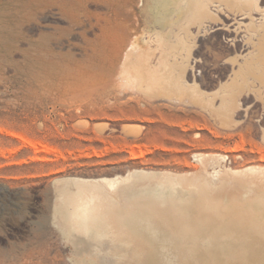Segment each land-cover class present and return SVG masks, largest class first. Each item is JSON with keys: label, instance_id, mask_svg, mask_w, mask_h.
I'll return each mask as SVG.
<instances>
[{"label": "rangeland", "instance_id": "rangeland-1", "mask_svg": "<svg viewBox=\"0 0 264 264\" xmlns=\"http://www.w3.org/2000/svg\"><path fill=\"white\" fill-rule=\"evenodd\" d=\"M98 1L0 0V264H174L153 259L152 246L130 237L123 223L127 216L132 224H140L137 213L146 211L142 219L159 221L162 233L171 234L169 249L180 250L176 238L181 237L187 216L178 205L191 197L197 213L203 207L229 205L230 209L216 211L222 219L236 217L232 232L220 236L219 243L211 233L194 243L184 240L195 251L219 254L201 264H261L249 253L259 245L264 248V87L256 80L248 92L243 86L231 125L222 126L202 105L211 97L217 105L229 90L220 87L227 81L222 74L228 71L222 62L235 55L223 47L218 32L198 37L194 25L185 21L189 32L185 37L186 32L174 26L177 39L183 41L175 44L181 45L175 47L180 51L176 74L179 81L196 88V96L150 89L139 77L136 60L141 46L135 40L159 32L163 24L147 0L130 4L105 0L112 2L106 8ZM259 1L257 14L264 19V0ZM113 8L114 17L109 12ZM100 12H107L104 19H115H107V31L125 40L121 57L129 60L120 59L126 64L119 62L115 70L119 74L113 75L116 82L111 79L103 92L94 68ZM175 20L165 19L163 35ZM130 25L137 28L135 33ZM188 64L195 67L186 75ZM118 66L129 67L121 73ZM78 70L83 71L75 86V94L81 93L80 109L70 103L75 97L69 104H59L74 88ZM64 71L69 74L62 75ZM22 137L46 150L40 145L35 150ZM190 183L205 191H188L193 188ZM235 205L237 209H232ZM251 207L262 214L250 212ZM247 209L251 216L244 212Z\"/></svg>", "mask_w": 264, "mask_h": 264}, {"label": "bare ground", "instance_id": "bare-ground-1", "mask_svg": "<svg viewBox=\"0 0 264 264\" xmlns=\"http://www.w3.org/2000/svg\"><path fill=\"white\" fill-rule=\"evenodd\" d=\"M111 1H109L110 3L109 2L108 3L112 4L113 1L112 2ZM123 1H129V4H130V2H132V0H123ZM123 1H122V3H123ZM257 1H259V0H147L146 2H148L147 5L149 7V10L151 12H154L155 19H159L158 22H160L163 25H161L159 32L151 33V34H148V36H145V38H140V39H136L135 40V44L136 45L138 44L139 46H141V51H140L141 54H138L139 56L137 57V60H136V61H138V64H139V72H140V75H141V76L139 75L140 79L142 77L141 80H143L147 84L146 86L149 87L151 85V87H149V88L150 89L152 88L153 90H154L155 87H157L158 89L159 88L160 89L163 88L162 90H164V91L165 90L173 91V93L176 92V93L183 94V95L190 94V97H193L194 95L196 96V93H197V91H195L196 88H194L195 89L194 90L193 87L192 88L189 87L190 85L187 86L188 84L185 85L184 82L182 83L181 81H179L178 80L179 77L177 76L178 74H176V71L178 70L177 66H178L179 60H180L179 59L180 57H178L177 54H180V53H178L180 51L177 52L175 50V47L178 48V46L183 45L182 44L183 41H181L182 40L181 38L177 39L178 30L175 29L174 26L175 27L178 26V29L180 31L184 30L186 32L184 35H182L184 37H185V35H187V33H189L188 30H187V26H185V24H184L185 21H187L188 23L190 22L192 25H194V27H195V29H194L195 33L194 34L196 36H198V37H202L203 33H206V34L209 33L208 31H210V33L218 32L219 35H222L221 36V39H222L221 41H223V45H224L223 47H225L226 49H228V51H231L233 53V55H235L233 58L232 57L231 58H225V59H223V62L221 61L222 64L226 65V68H227L228 71L226 70L227 72L225 71L226 73L222 74L226 78L227 81L224 84L221 83L220 87H222V86L224 88L228 87L229 90L227 91V93H224V94H222L219 97V101H218L217 105L213 104V102H212L213 101V97H211L212 101L210 103H206L205 105H202V107L205 108V110L208 112L209 115L214 116L221 123L222 126L227 127L228 125H231V123H232L231 122V116L233 114V109H235V107L237 105V101H238L237 98L241 94L240 93L241 92L240 89L243 88V86H244L245 90H247L245 92H248V90H251L252 84H255V80H256V82H258L257 84L261 85V86L259 85L260 88L264 87V19H260L262 17H259V16H262V14L259 15L260 13L258 11H259V8L261 6L258 7L259 4L257 5ZM98 2H100L99 5H101V7H102V6H104L106 4L107 1L105 2V0H99ZM109 4H108V6H109ZM106 5L104 6V8H106ZM119 5H121V4H119ZM127 6H129V5H127ZM116 7H118V6L116 5ZM130 7H131V5H130ZM104 8H102V9L104 10ZM127 8H129V7H127ZM118 9H119V7L117 8V11H118ZM109 12H110V15H112V17H114L115 14H116L114 8L110 9ZM118 12H120V11H118ZM126 12H125V14H126ZM257 12L259 14H257ZM106 13L107 12H105V13H101L100 12V16L98 15V17H100L99 22H98V24H100V26H99V32H97L98 34H96L97 35L96 36V40H94V42L96 43V44H94L95 45V51L93 50L96 53L95 55H96V61H97L96 62L97 64L95 63L96 66H94V68L97 69V71L94 70L95 72H97V87L102 92L105 91L106 87H108V84L110 83L111 79H112L113 82H114V80L116 82L117 79H115L116 77L114 78L113 75H114V73L118 72V70H117V72H115V70L117 69V65L119 64V62H120V65H121L123 63V60H125V58L121 57V56H124L123 52L126 51L125 50L126 48L124 49L125 51H122L123 48L127 47V45L126 46L124 45V47H123V44H124L123 42L125 40L123 41L119 37L115 36L113 33H110V32L107 31V25H106L107 23L106 22H107V19L110 20L111 17H109L107 19H104V14H106ZM129 13H130V11H129ZM156 14H159V15L157 16ZM256 16H258V17H256ZM98 17H97V19H98ZM263 18H264V13H263ZM165 19H166V21H167V19H170V20L171 19H177V20L172 22V24L167 22V23H169L168 27L166 26V30L168 29L166 31L167 34L165 33V35H163L164 29H165V24H164ZM114 20H115L114 18L111 19V22H113ZM73 21H74V19H73ZM245 21L247 22V24H246ZM136 22H137V20H136ZM113 25H111V26H113ZM120 25H122V22L120 23ZM119 27H121V26H119ZM126 28H125V30H126ZM129 28H130V30L132 29L134 31V33H135V31H137V28L134 25H130ZM110 30H112V29H110ZM120 30L117 29V31H120ZM127 30H129V29H127ZM130 30H129V33H130ZM184 31H181V32L184 33ZM127 33H128V31H127ZM126 36H127V34H126ZM133 36L134 35H132V37ZM129 37L127 39H130ZM171 37L176 38V39H174V41H173L171 39ZM133 40H132V42H133ZM185 41H187V40H185ZM177 42L178 43L180 42L181 45L178 44V46L177 45L175 46V44ZM178 50H181V49H178ZM93 51H92V53H93ZM156 51H158V54L154 56V54H155L154 52H156ZM135 55L137 56V54H135ZM227 57H229V56H227ZM238 57H240V59H241L240 61L241 62L239 61ZM93 58L94 57H92V60H93ZM121 58H124V59L120 60ZM126 60H128V59H126ZM121 61H122V63H121ZM131 61H134V60L130 59V62ZM136 61H134V62H136ZM126 63H128V62L126 61ZM126 63L124 62L123 64H126ZM92 65H93V63H92ZM192 65L193 64H188L187 70H186L187 73L184 70V74L186 73V75H188L189 71H192L191 70L192 69ZM193 66L195 67V65H193ZM83 67H85V66H83ZM128 67L129 66H127V70H128ZM120 68L121 67H119V69ZM123 70H126V68L122 69L120 72L122 73V72H126L127 71V70L126 71H123ZM135 71L138 72L137 69ZM78 72L79 73L77 75L75 74L76 82L74 83V86H73L74 88H75V86H78L77 83L79 81H82L80 78L83 77L82 76L83 75V71L82 70H78ZM137 72H135V73H137ZM65 73L69 74L68 71H64L62 73V75L65 74ZM178 73H180V72H178ZM117 74H119V73H117ZM117 74H115V76ZM92 75H94V73H92ZM124 76L126 78L127 75H124ZM131 76L132 75L130 74V77ZM180 76H181V74H180ZM90 77L94 78L95 76L94 77L90 76ZM122 77H123V74L121 75L120 78L122 79ZM130 77H129V79H131ZM135 77L136 76H134L133 78H135ZM137 78H135V79H137ZM121 79H119V80H121ZM84 80H85V78H84ZM122 80H125L124 77H123ZM121 81L118 82L117 84L123 82V81L122 82ZM131 81H133V79ZM84 82H82V83L84 84ZM152 86H155V87H152ZM142 88H141V90H142ZM260 88H259V90H260ZM73 89L70 92H66L65 93V95H64L65 97L61 101H59V104L63 103V102H64L63 104H69V102L71 101L70 99H72V98L74 99V97L76 99H74V101L70 102V103L72 105L77 103V100H78L77 98L81 95V93H80V95L78 94L79 95L78 96V95L75 94V91H77L76 88H75L74 91H73ZM77 89H78V87H77ZM81 89H82V87H81ZM81 89H79V90H81ZM153 90H151V91H153ZM82 91H83V89H82ZM73 92H74V94H73ZM79 92H81V91H78V93ZM116 92H117V89H116ZM253 92L256 94L255 91H253ZM258 94H257V96H260ZM146 97H148V96H146ZM193 98H192V100H193ZM149 99H151V98H149ZM205 99H207V98H205ZM130 101L134 102L135 104H139L140 103V101L136 100V99H134V100L132 99ZM144 104H146V103H144ZM75 106H77V108H79L80 102L77 103ZM127 128H130V127H127ZM137 135H138V133H137ZM23 139H25V138H23ZM25 140H27V139H25ZM25 140H23V141H25ZM27 141H29V142H27ZM27 141H26V143H28V145H31V147L32 146L34 148L37 147V149L35 148V150L39 149L38 148V146L40 145L39 143L33 142V141L30 142L29 139ZM40 149H42V146L40 147ZM42 150L45 151L46 148H43ZM168 182H169V180H168ZM170 183H171V180H170ZM173 184L175 185V183H173ZM190 187H193V188L191 189ZM190 187H189L190 189L188 191L193 190L192 192H195L196 194L197 193H201L202 194L203 193L202 191H205L204 189L195 188L193 185H191V183H190ZM174 188H176V187L174 186ZM183 192L184 191L182 190V192H178V194H180V193L183 194ZM192 192H190V195H192L191 194ZM151 195H153V194H151ZM157 195H158V193H157ZM191 199H192V197H191ZM191 199H189V201L187 200V203L181 201L179 203V205H178L179 206L178 209H181L180 211H182L187 216V220H186L187 224L183 227V233H182L181 237L180 238H176L177 240L178 239L180 240V242H178L179 245H180V250H178V249H177L178 251L174 250L176 252H174V251L169 249V244L168 243H170L169 241L171 239L169 237L171 236V234H170V236H168V235H165V234L162 233L159 221H145L144 219H142V215H144L145 214L144 212H146V211H142V212L140 211V213L138 211V213H137L138 217H140V220L138 218L140 224H132L131 223L132 217H127V216L125 218V223H123L124 220H123L122 223L125 224L126 227L125 226L124 227L127 228L130 237L135 238V240H136V238H138L140 240L141 239L145 240L146 242H148L152 246V253H151L152 254V258L155 257L157 260L158 259H162V260H165L166 262H171V263H174V264H201V261L208 260V258H210L212 255L214 256V254L216 253L215 252L216 250H213L212 252H210V251L202 248V251H195V250H193L191 248V246L190 247L186 246V243H184L185 242L184 240L188 239V241H192L193 242V241H195V240H197L199 238L203 239L204 237L207 236V233H211V236L213 237V241L216 242V243L217 242L219 243L220 236H222L223 234L229 235L232 232L234 223L236 221V217H235V219L233 218V219H230V220L222 219L221 215L219 216V214H221V213H218V212L223 210V207L225 209H227L229 207V205L228 206L225 205L226 207L221 205L222 208H217L221 203L218 204V206L216 204V206H217L216 208L217 209H215L214 206H213L214 208H212V207L211 208H209V207L204 208L203 207L202 208L203 211L201 210L200 213H197L195 211V209L193 208L195 206L194 201L193 200L191 201ZM196 200H197V198H196ZM138 202H140V201H138ZM199 202H201V200H199ZM189 203H191V206L189 205ZM207 203L208 202H206L205 205ZM210 203H209V205H210ZM202 205H203V203H202ZM141 206L142 205H140V207ZM211 206H212V204H211ZM197 207H200V205H198V206L196 205V208ZM145 208L146 207H144V209ZM231 208L232 209L233 208L237 209V205H235V206H233ZM228 209H230V207ZM240 209L241 208H239V210ZM252 209L254 211L260 213V215L262 214L261 213L262 211L260 212V210L255 208V207L254 208L251 207L250 208V212H252L251 211ZM245 211H246L247 215L250 213V212L248 213V209L244 210V212ZM246 214H244V215H246ZM223 215H224V213H223ZM240 215H242V214H240ZM124 217H125V215H124ZM184 217L185 216L183 215V218ZM164 220H165V218H164ZM250 222H251V220H250ZM252 223H255V222L253 221ZM259 223H260V221H259ZM255 225H257V224H255ZM258 227L259 226L257 225V230H258ZM147 229L151 230L153 233L152 234L151 233L148 234L147 231H145ZM257 233H259V232H257ZM172 234H173V231H172ZM257 235H259V234H257ZM231 236H233V235H231ZM244 237H246V236H244ZM259 237L261 238L260 235L257 238L259 239ZM133 238H131V239H133ZM228 238L229 237H227V239ZM241 238H243V237H241ZM173 239H175V237ZM122 240H125V239H122ZM205 240H206V238L204 239V241ZM222 240H224V238H222ZM248 240L252 241V239H249V238H248ZM255 240L253 239V242ZM207 241H208V239H207ZM209 241H210V239H209ZM210 242H212V240ZM236 242H240V241L237 240ZM216 243L215 244L213 243V244L216 246ZM234 243H235V241H234ZM175 244H177V243H175ZM205 247H206V245H205ZM259 247H255L253 250L250 251L249 254L252 255L253 257H256L257 259H259L257 262L260 263V261H261V264H262V263H264V257H261V255H262V251L264 250V248H261L260 245H259ZM170 248H172V247H170ZM173 249H175V247ZM260 249H261V252H259ZM217 255H219V254H217ZM217 255H215V256H217ZM221 255H220V257H222ZM222 263H224V262H222Z\"/></svg>", "mask_w": 264, "mask_h": 264}]
</instances>
